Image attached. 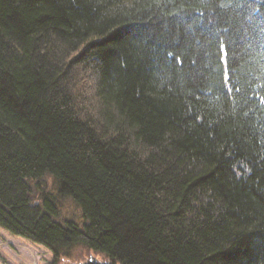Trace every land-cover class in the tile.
<instances>
[{
  "label": "trees",
  "instance_id": "trees-1",
  "mask_svg": "<svg viewBox=\"0 0 264 264\" xmlns=\"http://www.w3.org/2000/svg\"><path fill=\"white\" fill-rule=\"evenodd\" d=\"M0 226L49 264H264V0H0Z\"/></svg>",
  "mask_w": 264,
  "mask_h": 264
},
{
  "label": "rangeland",
  "instance_id": "rangeland-1",
  "mask_svg": "<svg viewBox=\"0 0 264 264\" xmlns=\"http://www.w3.org/2000/svg\"><path fill=\"white\" fill-rule=\"evenodd\" d=\"M67 209L78 212L73 205H68ZM52 260L53 253L48 247L15 236L0 226V264H49Z\"/></svg>",
  "mask_w": 264,
  "mask_h": 264
},
{
  "label": "water",
  "instance_id": "water-1",
  "mask_svg": "<svg viewBox=\"0 0 264 264\" xmlns=\"http://www.w3.org/2000/svg\"><path fill=\"white\" fill-rule=\"evenodd\" d=\"M91 260H92V261H94V260H95V258L92 256V257H91Z\"/></svg>",
  "mask_w": 264,
  "mask_h": 264
}]
</instances>
